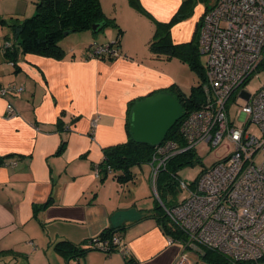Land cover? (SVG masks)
<instances>
[{
  "label": "crops",
  "instance_id": "1",
  "mask_svg": "<svg viewBox=\"0 0 264 264\" xmlns=\"http://www.w3.org/2000/svg\"><path fill=\"white\" fill-rule=\"evenodd\" d=\"M182 1L100 0L111 18L132 30L122 29L119 56L112 59L91 57L88 47L74 49L62 39L63 58L20 54L14 65L2 48L9 29L0 25L5 29L0 33V86L23 88L0 96V157L8 156L7 164L0 162V264H125L118 251L91 249L66 260L54 249L60 240L81 244L106 227L122 225L121 243L132 264L174 262L181 245L169 243L149 216L154 208L149 172L146 184L130 186L112 174L100 180L92 165L102 160L104 148L127 140L130 102L180 85L168 66L177 58L151 51L137 56L124 37L149 45L157 22H169ZM36 2L0 0V17L22 20L33 15ZM205 8L170 27L174 43L193 40ZM107 31L105 42H112L117 32ZM94 37L83 36L88 46L105 43Z\"/></svg>",
  "mask_w": 264,
  "mask_h": 264
},
{
  "label": "built area",
  "instance_id": "2",
  "mask_svg": "<svg viewBox=\"0 0 264 264\" xmlns=\"http://www.w3.org/2000/svg\"><path fill=\"white\" fill-rule=\"evenodd\" d=\"M197 44L199 53L207 57L204 104L181 118L178 131L184 146L168 140L158 145L159 151L166 159L199 142L216 146L223 140L232 142L234 150L193 184L181 181L180 187L188 190L183 201L170 207L161 203L168 219L188 238L181 243L169 237V243L182 244L172 264H194L185 249L200 257L205 250L215 252L227 264H264V84L253 93L242 90L264 68V0H217L202 16ZM102 55L119 53L108 44H91L90 56ZM22 89L0 86V96ZM237 98L244 103L238 119L232 121L228 106ZM6 108L14 112L10 102ZM250 123L258 126L259 135L247 131ZM158 165L152 167V176ZM98 171L95 166L96 175ZM119 244L115 236L95 240L92 246L107 254L117 246L119 253L128 255L127 247Z\"/></svg>",
  "mask_w": 264,
  "mask_h": 264
},
{
  "label": "trees",
  "instance_id": "3",
  "mask_svg": "<svg viewBox=\"0 0 264 264\" xmlns=\"http://www.w3.org/2000/svg\"><path fill=\"white\" fill-rule=\"evenodd\" d=\"M195 6L193 0H183L179 10L169 22H157L154 35L148 45L151 53L156 56H162L166 59L175 57L189 63L193 69L198 68L202 80L199 81L197 85H193L188 94L184 93L176 84L170 85L164 90L176 97L184 110V114L201 107L204 104L203 102L205 101L207 94L206 87L203 83L205 82V68L200 65L198 59L199 49L197 35L200 22L197 24L193 40L185 43H174L172 41L170 27L175 22L184 20L187 16H191ZM208 8L209 7L206 6L205 11ZM100 21L105 22L103 28L108 25L117 28V34L114 40L104 44H108L110 48L119 52L123 30L116 23L114 18L107 17L104 14L100 0H37L35 4V12L29 17L22 20L16 18L6 20L5 18L0 17V25L6 26L9 29V34L6 35L5 41L8 42L9 45H3L2 48L14 65H16L17 57L20 54H36L53 59H61L65 56V50L61 45V40L64 36L72 32L91 30V25ZM88 48L90 50L91 45ZM106 57L110 59L113 58L109 55L98 56V58ZM134 102L135 101L129 103L127 110V140L104 148L102 160L94 163L92 166L93 169L95 166L99 168L98 176L100 180H104L107 176L112 174V177L116 179V181L126 184L134 181L136 178V174L132 167L135 165L141 167L144 163H147L150 166V182L153 194L156 198L154 201V208L150 211L151 213L149 216L156 219L159 227L168 234L169 237L178 241L180 237L186 235L180 228L170 221V219H168L163 207V205L170 207L176 203L167 205L162 194H165L164 191L166 189L172 187L174 181L180 186V182L183 180L178 179L176 171L182 164L193 162L192 155L194 154V148L164 159L165 155L160 153L158 146L153 147L148 144L134 142L129 132L128 123L130 109ZM180 121L181 119L168 131L162 143L171 140L175 145L180 147L184 146L185 142L178 131ZM64 142L65 141H62L60 150L63 149ZM6 157H0V162L3 161L4 163ZM160 162L161 164H159ZM157 165V172L152 176V167ZM206 169H202L197 177ZM193 182L187 184H193ZM161 203H163V205H161ZM125 227L126 225L106 227L96 237L90 238L81 244H74L67 240H60L54 244V249L66 260H69L82 256L91 249H96L92 246V243L95 240H105L117 236L120 239L119 246H123L121 243V236L122 230ZM117 250L118 247L116 246L113 251ZM124 257H126L125 264H132L130 256L126 255ZM202 257L209 264H227L225 258L209 250L203 251Z\"/></svg>",
  "mask_w": 264,
  "mask_h": 264
},
{
  "label": "rangeland",
  "instance_id": "4",
  "mask_svg": "<svg viewBox=\"0 0 264 264\" xmlns=\"http://www.w3.org/2000/svg\"><path fill=\"white\" fill-rule=\"evenodd\" d=\"M193 1H194V4L196 5L194 10H196L198 7L207 6L210 8L216 3L217 0H193ZM102 10L107 17H110V18L114 17L112 15L111 10H104L103 8ZM191 18L192 16L186 17V19H191ZM115 21L116 23H118L119 22L118 18L117 19L115 18ZM119 23L118 24L121 26L125 24L124 21H120ZM123 27H124L122 28L123 30L126 29V27H128L131 30L130 25L128 26L127 24H125V26ZM107 28L110 30H114L115 33L117 32L116 27L113 28L111 25H108V26H105L101 31H98L97 33H93L92 31L86 34L81 33L82 31L72 32V33L67 34L65 37H63V40H65V42H70L69 45H73L74 49H81L82 47L86 48L89 46L87 45L88 42H85V38H83V36L85 35H88V37L97 36V37H94L93 40L97 39V40H102V42H105L107 41L108 37L103 36V35L108 34ZM4 30L5 29L0 27V33ZM0 38H1L0 39L1 44H3L4 39H2V35H0ZM77 44H79V46H77ZM125 44L128 46L129 45L132 46L136 50L135 53L137 56L144 57V55H146L150 51L148 47V43L138 40L137 38L135 39L131 38L130 36L124 37V45ZM177 59H172V61H170L168 66L170 68L171 74L176 78L178 83L181 85V86L179 85V88L184 93L188 94L191 90V87L193 85H197V83L202 80V76L200 72L198 71V68L193 69L189 65V63L182 61L180 59L178 60ZM198 59H199L200 65L205 68L206 61H207L206 55L199 53ZM263 84H264V68H259L243 85L242 90H244L247 93H253L256 89L260 88ZM243 103H244L243 98H237L235 101L229 104L228 115H229L230 120L236 121L238 119L240 115V111H241V106L243 105ZM247 131L255 135L260 134V130L255 123H250L247 128ZM233 150H234L233 143L227 140L221 141L220 144L216 146H211L207 142H199L198 144L195 145L194 150H193L194 151L193 152L194 154L192 155L193 162L182 164L176 171V175L178 179L183 180L186 183L193 182L202 169H206L212 166L213 164H215L216 162L222 160L224 157L228 156ZM132 169L134 173L136 174V178L134 182L131 181V182H128V184L130 186H136V185L140 186L141 184L142 185H144V183L146 184L145 177H147L148 172L150 174V171H151L150 166L147 163H144L141 167L138 165H135L132 167ZM142 188L143 187H141V189ZM164 193L165 194H162V196L164 198V201L167 202V205L181 202L188 196V190L186 188H181L179 185L176 184L175 181L172 184V187L169 189H166ZM149 198L151 200V203H155L154 201L156 198L153 192L150 194ZM178 241L181 243H185L188 241V238L186 236H183V237H180ZM185 251L194 264H209L203 257L199 256V253L193 251V249H185Z\"/></svg>",
  "mask_w": 264,
  "mask_h": 264
},
{
  "label": "water",
  "instance_id": "5",
  "mask_svg": "<svg viewBox=\"0 0 264 264\" xmlns=\"http://www.w3.org/2000/svg\"><path fill=\"white\" fill-rule=\"evenodd\" d=\"M104 25V21L94 23L91 31L97 33ZM183 116L180 102L169 92L159 91L141 98L130 109L128 123L131 138L136 143L158 146Z\"/></svg>",
  "mask_w": 264,
  "mask_h": 264
}]
</instances>
